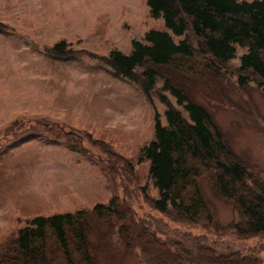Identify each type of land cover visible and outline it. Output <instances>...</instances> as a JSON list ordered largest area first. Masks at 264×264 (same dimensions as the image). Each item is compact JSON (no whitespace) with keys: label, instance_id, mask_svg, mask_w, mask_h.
Returning a JSON list of instances; mask_svg holds the SVG:
<instances>
[{"label":"rangeland","instance_id":"1","mask_svg":"<svg viewBox=\"0 0 264 264\" xmlns=\"http://www.w3.org/2000/svg\"><path fill=\"white\" fill-rule=\"evenodd\" d=\"M152 30L168 33L175 43L185 38L173 35L162 18L150 17L145 0H0V248L36 217L91 211L116 196L126 198L138 219L158 224L160 240L189 250L252 254L264 264V235L241 238L230 229L238 220L233 205L213 197L207 179L201 187L213 202L216 227L203 217L194 225L177 223L172 212L162 215L144 200L158 194L149 164L136 162L154 139V111L165 125L166 109L157 98L152 107L127 79L80 52L130 55L131 42L143 43ZM59 42L75 54L48 57ZM245 51L237 46V58L219 79L163 70L211 115L231 151L264 182V87L237 82ZM39 121L47 126L34 128ZM92 140L136 164L133 175L113 163L109 177ZM117 227L114 217L91 219L88 239L98 264H141L137 251L117 250Z\"/></svg>","mask_w":264,"mask_h":264},{"label":"trees","instance_id":"2","mask_svg":"<svg viewBox=\"0 0 264 264\" xmlns=\"http://www.w3.org/2000/svg\"><path fill=\"white\" fill-rule=\"evenodd\" d=\"M145 2L150 17L162 18L173 35L185 38L175 43L168 33L152 30L145 34L143 43L131 42L130 55L112 51L98 57L80 52L127 79L152 107L157 98L166 109L165 125L154 111V139L142 148L136 162L149 164L148 177L158 194L156 199L145 195V202L162 215L172 212L177 223L194 225L203 217L208 227H216L213 202L201 187L205 178L213 197L233 205L238 220L229 228L241 238L263 236L264 182L246 169L211 115L193 103L163 68L219 79L237 58L238 46L246 51L239 57L237 82L247 85L253 81L264 87V0ZM74 54L65 42L47 51L52 59ZM159 81L162 86L157 89ZM167 94L175 100V106ZM45 126L47 123L39 121L34 128ZM92 143L100 148L105 159L101 162L107 165L104 171L109 177L113 175L109 167L113 163L133 175L136 164L117 155L102 140ZM93 217L116 218L117 250L137 251L141 264H262L252 254H219L204 246L189 250L180 243L160 240L155 235L158 224L138 219L126 198L116 196L91 211L82 209L32 219L0 248V264H98L88 239Z\"/></svg>","mask_w":264,"mask_h":264}]
</instances>
